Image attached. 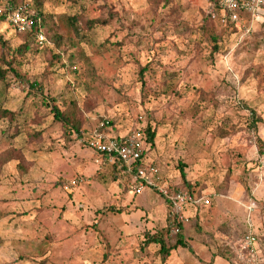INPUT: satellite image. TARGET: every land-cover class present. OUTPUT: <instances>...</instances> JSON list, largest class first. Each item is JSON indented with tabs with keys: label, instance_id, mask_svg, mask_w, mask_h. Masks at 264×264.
<instances>
[{
	"label": "rangeland",
	"instance_id": "obj_1",
	"mask_svg": "<svg viewBox=\"0 0 264 264\" xmlns=\"http://www.w3.org/2000/svg\"><path fill=\"white\" fill-rule=\"evenodd\" d=\"M212 2L173 0L164 8L162 0H44L43 12L67 36L63 20L80 8L87 19L108 24L81 44L96 72L94 85L81 61L76 69L48 68L41 51L15 66L41 89L30 91L10 71L0 80V108L15 113L14 121H0V154L16 148L26 159L22 168L0 162V264H264V23L226 22L225 28L208 15ZM0 36L8 45L0 44L1 59L21 39L1 20ZM71 101L84 110L81 138L65 134L49 108L53 102L65 109ZM251 112L260 119L254 128ZM103 118L123 136L155 129L145 160L170 187L184 185L183 171L193 195L210 200L186 214L187 248L173 250L165 262L159 246L143 247L147 234H162L169 247L177 242V233L166 232L171 218L155 190L132 196L143 201L136 208L129 202L131 179L118 175L111 200L95 208L80 200L90 196L86 188L70 199L69 191L43 190L39 183L43 158L54 159L76 142L84 158L91 156L83 139ZM9 191L18 199L8 200ZM26 201L37 208H25ZM116 214L128 223L124 229ZM249 229L255 248L244 246Z\"/></svg>",
	"mask_w": 264,
	"mask_h": 264
},
{
	"label": "trees",
	"instance_id": "obj_2",
	"mask_svg": "<svg viewBox=\"0 0 264 264\" xmlns=\"http://www.w3.org/2000/svg\"><path fill=\"white\" fill-rule=\"evenodd\" d=\"M24 0H5L4 3H0L1 6H7V4L12 6H17L23 3ZM34 4V14L32 19L34 20L33 32L28 33H16L20 39L21 43L13 49H9V53L4 54L0 59V80H4L8 71L12 72L17 79L20 80V83H24L28 86L30 91L41 89V85L37 82H31L27 79L26 76L21 74L16 69L15 66H19L21 61L28 54H35L37 52H43L46 55V63L48 68L55 67L58 65L64 69H76L77 64L81 61L85 67L86 72L90 78L91 85L96 83V72L91 63V61L84 56L83 51L81 50V44L87 41V33L91 32L97 26H105L108 24V21L101 19H87L83 14L84 9L80 8L79 13L73 16H66L63 20L64 26L67 29L68 36L65 33L61 32V27L58 25L55 18L43 12L44 0H31ZM31 3V5H32ZM164 8L169 7L173 4V0H162ZM33 9V7H32ZM1 21H5L3 17H0ZM225 28L230 27V25L225 23ZM42 31L45 36V42L40 44L35 38V32ZM213 42H215L214 48L218 50L219 39L216 35H211ZM0 44L3 47H8L7 41H4L0 36ZM10 57V60H9ZM8 58V59H7ZM146 69L140 71V76L143 77ZM89 89V85H86ZM144 87V83H142ZM54 102V101H53ZM49 104L53 119L55 122L59 123L63 128L64 133H69L70 135H76L77 138L82 136V128L85 124L86 118L84 116V110L79 107L77 101H71L65 107L61 109L56 104ZM252 126L256 127L257 123L260 121L259 118H256V114L252 113ZM8 120L10 122L15 120V113L0 108V121ZM106 119L103 118L99 121L104 122ZM113 123L108 129L105 130L106 134L109 136V131H114V128H111ZM144 143L146 146L153 147L156 137L155 129H152L151 126H148L144 132ZM30 136V135H29ZM35 136L40 137L41 135L37 133ZM115 136V135H114ZM111 137V136H110ZM264 154V143L261 142L259 145V156ZM12 162L17 161L19 167H25L26 159L21 153L20 149H8L7 151L0 154V162ZM1 169V167H0ZM1 171V170H0ZM120 171V170H119ZM181 176L184 181V185L173 186L170 188L172 193L187 190L193 194L191 190V185L185 181V174L181 171ZM0 179V185H1ZM180 228V232L176 234L177 242L174 246L169 247L167 245L166 239L162 234H147L145 236V241L143 247H148L151 244L159 246V254L163 262L169 257L170 253L173 250H176L178 247L187 248V244L183 238V225L176 224ZM166 232H171L174 230L171 222L170 227L166 229Z\"/></svg>",
	"mask_w": 264,
	"mask_h": 264
},
{
	"label": "built area",
	"instance_id": "obj_3",
	"mask_svg": "<svg viewBox=\"0 0 264 264\" xmlns=\"http://www.w3.org/2000/svg\"><path fill=\"white\" fill-rule=\"evenodd\" d=\"M208 15L212 20L226 22H248L252 28L255 24L264 23V0H212ZM31 1L24 0L17 6L7 4L0 6V17L12 27L16 33H32L34 20L32 16ZM37 41L42 44L45 36L42 31L34 34ZM111 125V121L105 120L84 138V145L96 153L104 156L112 163L126 167L127 172L133 174V191L135 195L143 194L146 188L155 190L167 205L171 224L175 233L180 232L176 224H182L187 220L186 214L191 210L197 211L201 207H208L210 200L200 197L196 198L187 190L172 193L170 186L163 182L161 172L157 165L145 160L147 146L144 143V135L141 132L132 131L126 136L110 137L105 130ZM80 179H66L64 190L71 191L79 185ZM246 248H255L256 237L252 229L244 238Z\"/></svg>",
	"mask_w": 264,
	"mask_h": 264
},
{
	"label": "crops",
	"instance_id": "obj_4",
	"mask_svg": "<svg viewBox=\"0 0 264 264\" xmlns=\"http://www.w3.org/2000/svg\"><path fill=\"white\" fill-rule=\"evenodd\" d=\"M109 132H110L109 136L111 137H122L123 136V134L121 135L120 133L116 131L115 132L109 131ZM79 144L80 142H76L75 144L73 143L71 147L66 150V152L57 153L54 159H52L53 157L51 156L48 157L49 159L43 158V178H41L39 182L40 184H43V190L50 189L52 191L54 189L59 188L62 191L64 189V181L66 179H69V180L80 179L79 185L68 192V194L71 195L70 199H72L73 196L76 194V192L79 189H81V187H83L84 190L85 188L87 189V192H89L88 194H90V196L87 197L85 200L83 199H80V200L87 201L91 207L93 205V207L97 208V207L104 206L111 200V197L113 196V193H114L112 190H114V188H117L118 184L121 183L119 181L121 178L120 177L118 178V175L126 177L127 179H131V182L133 184V174L128 173L126 167H121L117 163H112L108 160V158L101 156V155H97L96 153L92 151H91L90 157L84 158L80 154V151H79L80 148H78ZM46 160H49V161H46ZM60 170L61 171L64 170L67 172L68 170H70L71 175L68 176V174H66L65 176H62V174H60L61 172H59ZM51 174L55 175L54 179L49 178ZM30 180L31 179H27L26 182H29ZM38 181L39 179H34V182H38ZM58 184H60V186L57 187ZM95 184L103 185L104 189L102 191H97V189H93V186ZM34 189H37V186L33 187L32 190ZM95 190L98 195L95 193L94 194L91 193V192H94ZM19 195L20 194L17 191H14V192L9 191L7 193L8 200L10 201L17 200L18 198L16 196H19ZM129 196H131L129 202L133 205H136L135 206L136 208L140 206L143 207L142 206L143 201H139V200L137 201L136 199L132 197V196H136L134 195L133 189L130 192ZM135 201H137L136 204H135ZM26 202H27L26 204L24 203L25 208L27 207V209H30V210H34L37 208L32 203H28V201ZM67 206H68V203L66 204V201H63L62 199V207L65 208ZM43 209H44V200H43ZM98 210H101V209L99 208ZM129 211L130 210L127 209L128 213ZM13 216L14 215H11L9 213L4 214V217L8 219ZM116 216L120 217L119 220L122 221V228L124 229V227L128 223L125 221V219L121 218V214H116Z\"/></svg>",
	"mask_w": 264,
	"mask_h": 264
}]
</instances>
